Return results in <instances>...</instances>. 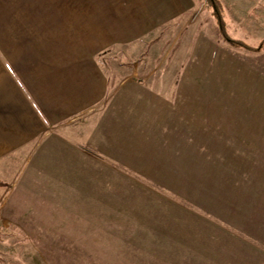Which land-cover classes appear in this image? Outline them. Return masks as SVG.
Segmentation results:
<instances>
[{
  "label": "rangeland",
  "instance_id": "rangeland-1",
  "mask_svg": "<svg viewBox=\"0 0 264 264\" xmlns=\"http://www.w3.org/2000/svg\"><path fill=\"white\" fill-rule=\"evenodd\" d=\"M194 1L186 61L124 65L70 162L0 170V264H264V0Z\"/></svg>",
  "mask_w": 264,
  "mask_h": 264
},
{
  "label": "crops",
  "instance_id": "crops-1",
  "mask_svg": "<svg viewBox=\"0 0 264 264\" xmlns=\"http://www.w3.org/2000/svg\"><path fill=\"white\" fill-rule=\"evenodd\" d=\"M195 2L0 0V170L39 156L70 162L72 133L92 123L125 81L124 65L165 66L179 42L173 60H187ZM161 35L174 36L172 47L164 50ZM110 52L119 60L112 74L102 61ZM257 234L261 241L243 240L244 255H264V226Z\"/></svg>",
  "mask_w": 264,
  "mask_h": 264
}]
</instances>
